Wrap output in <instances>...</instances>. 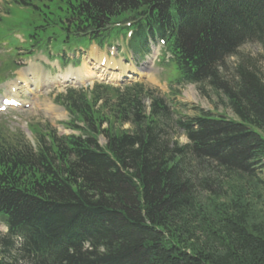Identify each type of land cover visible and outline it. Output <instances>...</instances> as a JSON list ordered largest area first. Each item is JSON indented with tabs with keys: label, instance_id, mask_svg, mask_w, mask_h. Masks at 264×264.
<instances>
[{
	"label": "trees",
	"instance_id": "obj_1",
	"mask_svg": "<svg viewBox=\"0 0 264 264\" xmlns=\"http://www.w3.org/2000/svg\"><path fill=\"white\" fill-rule=\"evenodd\" d=\"M8 3L30 52L130 33L143 57L161 41L171 89L209 87L236 119L182 116L139 83L58 96L79 135L1 138L0 264H264V78L240 52L264 50V0Z\"/></svg>",
	"mask_w": 264,
	"mask_h": 264
},
{
	"label": "rangeland",
	"instance_id": "obj_2",
	"mask_svg": "<svg viewBox=\"0 0 264 264\" xmlns=\"http://www.w3.org/2000/svg\"><path fill=\"white\" fill-rule=\"evenodd\" d=\"M7 2H9V0H0V80L7 78L9 75L12 76L13 74L14 78L9 80V82L0 85V90H3V92H0L2 96L0 97V101L1 99L11 97L8 92L11 91L12 87L15 88V83H18V85L21 86V81L19 82L17 76V74L22 73L21 71L26 73L27 76L32 79L34 77L39 78L46 76L50 79V82L47 78H45L43 82L38 85V87L36 86L37 88L33 86L36 90L44 86L37 91H35L31 86L30 88H32L31 90L33 91L23 89L19 94L24 102L22 103L23 105L21 108L9 109L7 112L0 113V141L2 140L1 138L9 139L15 142L18 139L22 140L26 144L36 146L38 133L41 131L43 133H47L48 131L50 132L51 130H55L58 136L79 135V132L69 130L66 128L67 125H64L68 124L71 121V118L65 108L57 102V98L62 94L64 95L70 88L91 90L96 82L115 87L135 83L143 84L146 88L156 91L159 96L165 98L168 103L172 104L173 108H175L174 106H179V108L174 109V111L185 117H193L198 115L200 112H205L213 115H222L232 120L236 119L232 110L227 106V101L222 94L215 92L209 87L202 89L200 86L188 85L180 89L174 86L173 89H171L170 81L173 77V72L168 68L162 69L158 66V57L161 53L159 47L155 46H152L153 52L141 62V66L138 68L136 74L131 75L124 85L117 83L116 80L120 78L121 75H116V72L120 73L121 68L126 65V61L122 60V58H124V54L128 55V62H130V64L134 62L132 55L128 53L127 43H121L122 50L120 54H117L115 50H98L97 55L99 58L105 56L106 53H109L108 60H114L113 58L116 59L114 61L116 62L117 70L108 74L104 73V76L97 75L96 78L95 75L88 70L91 65L88 64L89 68H85V61L84 59H81L80 67L74 68L70 65L65 71L69 72L72 70H78V75L66 74L62 77L61 81L76 80V76L83 80L78 79L77 81L70 83H57V76L60 74V68L57 67L56 63L49 65L48 60L41 53L29 59H18L14 65L17 64V67L24 68L20 72L10 71L8 64L6 66H4V64L15 59V48L27 49L29 46V44L26 43L29 38V31L27 28L29 23L26 26L24 22V17H27L28 13L27 15L26 13L24 14V12H22V10L17 6L11 5L10 3L7 4ZM19 42L25 43L22 44ZM80 46L84 49H88L90 47L89 43L85 40L80 42ZM95 48L96 47L93 46L89 51H87L88 57L94 55L91 54V51ZM53 52L58 54V49H54ZM240 52L243 60L248 59L249 62L255 65V68L261 73V75H263L262 77L264 78V50L261 45L255 43L247 44ZM67 55H71V53L69 52ZM20 56H29V54H21ZM71 59L73 60V58ZM236 63L237 59H231L227 62V68L230 71L229 74L232 73L231 71ZM43 65L46 67L44 68ZM109 66L110 67H107V69H104L105 72L109 69L111 70V68H115L114 65ZM83 67L86 70L83 69ZM223 73L226 74V72ZM19 76L23 78L22 84H24V88H27L26 85L28 84H33L32 79H29L27 80V83H24L26 78L20 74ZM84 79L92 80L86 81ZM13 91L16 93V90ZM146 105H150V100H146ZM106 127L107 126H104V128ZM128 128L129 126L123 127V129ZM179 141L182 144H185L188 140L181 134L179 136ZM100 143L104 145L106 141L101 138ZM263 188L264 187H261L258 192L259 197L254 199L257 202V208H263L264 210ZM0 233L3 236L7 233V229L2 223H0Z\"/></svg>",
	"mask_w": 264,
	"mask_h": 264
},
{
	"label": "bare ground",
	"instance_id": "obj_3",
	"mask_svg": "<svg viewBox=\"0 0 264 264\" xmlns=\"http://www.w3.org/2000/svg\"><path fill=\"white\" fill-rule=\"evenodd\" d=\"M88 64H91V67L89 68L88 67V65H85V68H89L88 70L90 71V72H92L94 75H95V77L97 76V75H105L104 73H107V72H111V71H114V70H116V67H117V65H116V62L114 63L113 61H110V62H108V61H106V62H104L103 63V61H101V60H99L98 58H91L90 59V61L88 62ZM109 65H114L115 66V68H111V70L109 69V70H107L106 72L104 71V69L106 68L107 69V67H110ZM93 67V68H92ZM33 68H36V67H33ZM84 67H83V69H85ZM94 68H95V70H94ZM82 69V70H83ZM86 70V69H85ZM78 71V70H77ZM77 71H70V72H67V73H63L60 77H59V82H67V81H61V79H62V77L64 76V75H66V74H76V75H78L77 74ZM102 71V72H101ZM128 71H134V72H128ZM136 72H137V70L133 67V66H130V65H128L127 67H124L123 68V73H124V75L126 76V74H136ZM22 74V75H21ZM20 75L21 76H24L25 78H26V80L24 81V83H27V80H29V79H32V78H30L29 76H27V74L26 73H21ZM30 74V73H29ZM89 76V75H88ZM131 76V75H130ZM77 77V79L76 80H78V79H81V78H79L78 76H76ZM121 78V77H120ZM45 79V77H39V78H33L32 79V83L33 84H28V85H26V87L27 88H25V89H27L28 90V88L30 87V86H37L38 87V85L40 84V83H42L43 82V80ZM119 79V78H118ZM76 80H73V81H76ZM81 80H83V79H81ZM85 80V79H84ZM69 81V80H68ZM22 84V83H21ZM23 85L24 84H22V87H23ZM36 87V88H37ZM13 90H18V88H15V89H13ZM14 92V91H13ZM17 92V91H16ZM15 94H17V93H15ZM18 95V94H17ZM17 95H16V97H17ZM15 96V95H14ZM14 99V98H13Z\"/></svg>",
	"mask_w": 264,
	"mask_h": 264
}]
</instances>
